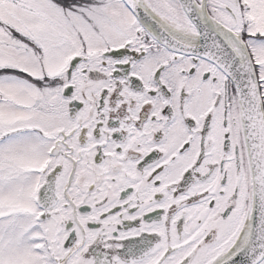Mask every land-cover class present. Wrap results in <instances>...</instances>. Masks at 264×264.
Wrapping results in <instances>:
<instances>
[{
	"label": "snow or ice",
	"instance_id": "obj_1",
	"mask_svg": "<svg viewBox=\"0 0 264 264\" xmlns=\"http://www.w3.org/2000/svg\"><path fill=\"white\" fill-rule=\"evenodd\" d=\"M0 264H264V0H0Z\"/></svg>",
	"mask_w": 264,
	"mask_h": 264
}]
</instances>
